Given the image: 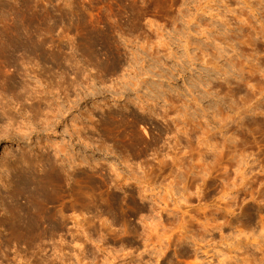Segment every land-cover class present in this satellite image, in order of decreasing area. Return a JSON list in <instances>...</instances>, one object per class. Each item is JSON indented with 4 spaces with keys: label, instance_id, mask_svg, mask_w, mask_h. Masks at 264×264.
<instances>
[{
    "label": "rangeland",
    "instance_id": "1",
    "mask_svg": "<svg viewBox=\"0 0 264 264\" xmlns=\"http://www.w3.org/2000/svg\"><path fill=\"white\" fill-rule=\"evenodd\" d=\"M0 71V264H264V0H0Z\"/></svg>",
    "mask_w": 264,
    "mask_h": 264
},
{
    "label": "bare ground",
    "instance_id": "2",
    "mask_svg": "<svg viewBox=\"0 0 264 264\" xmlns=\"http://www.w3.org/2000/svg\"><path fill=\"white\" fill-rule=\"evenodd\" d=\"M244 23V22H243ZM246 24V23H245ZM247 25V24H246ZM209 27V24L207 26H205L204 28L205 29H208ZM198 28L201 29L202 26L201 25H198ZM242 29V27H241ZM201 32V30H199ZM202 32H203V29H202ZM1 71H0V75H1ZM42 100V97L39 98V102ZM10 124V123H9ZM12 124H10V127H11ZM13 126V125H12ZM4 137H5V134H4ZM10 137V136H9ZM6 138V137H5ZM12 155V154H11ZM10 155V156H11ZM57 156V155H55ZM63 160V159H60V161ZM6 162V161H5ZM48 162H50V165H49V169L47 172H58L57 169H59L61 172L63 171V166L60 167L58 165V160L55 159L53 162L51 161V159L49 160L48 159ZM64 160L61 161V163L63 164ZM75 163V162H74ZM2 164V163H1ZM34 163H32V158H29L28 156L24 155V153H22L20 156H16V155H12L11 156V160L7 161L6 163H4L1 167V170L0 172H32V165ZM80 164V163H79ZM77 165V164H76ZM32 179H30V176L27 177L26 179V182H27V186L29 187L31 185L30 182ZM30 181V182H29ZM31 188V186H30ZM29 188V189H30ZM26 190V189H25ZM27 193H30V191H28ZM23 195H26V194H22ZM26 197H28V201L27 202H30V199H32V195L31 194H28ZM26 204V203H25ZM24 204V205H25Z\"/></svg>",
    "mask_w": 264,
    "mask_h": 264
}]
</instances>
